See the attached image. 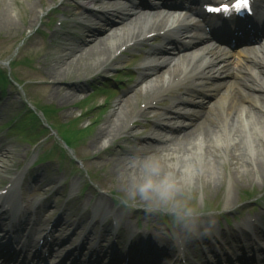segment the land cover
Here are the masks:
<instances>
[{
  "label": "rangeland",
  "instance_id": "1",
  "mask_svg": "<svg viewBox=\"0 0 264 264\" xmlns=\"http://www.w3.org/2000/svg\"><path fill=\"white\" fill-rule=\"evenodd\" d=\"M89 1L91 0H0V185L6 180L7 175L13 172L14 166H18L19 161L23 162L21 165L23 168L38 155L46 160L44 156L51 149L55 153H62L55 147V138L42 130L43 125L38 118L40 115L41 120L44 119L42 110L57 124L62 123V129L65 127L73 131L74 127L77 128L75 135L78 136L74 138L79 145L75 151L77 158L84 159L87 162L86 167L101 176L102 187L113 189L122 196L126 195L135 201L134 204L141 206L140 209L135 210L134 207L131 209L123 204L115 205L109 198H101L97 188L89 186L84 179L86 174L79 164L71 163L67 157L62 159L58 154L57 156L51 154V162H47L48 158L43 163L48 167L45 179L51 180L53 186V181L64 179L65 173L66 177L71 179V184H75V193L82 194L71 197L67 192L61 194L57 191L56 194L41 201V205L54 216L62 214L65 220L54 230V233L59 239L61 234L68 235L69 241H74V245L79 244L81 238L77 235L76 229H83L92 233L89 246L93 237L105 235L107 231L106 237L101 240V244L105 245L104 250H111L112 242L116 241L118 251L125 252L124 245H128L129 240L135 245L134 248L144 242L143 245L151 249L153 243L150 241L153 240L149 238L150 234L144 237L138 235V232L143 230L140 226L149 224V227H161L154 229L157 235L154 234L153 237L161 242L160 237L172 235L179 229L192 232L190 226L193 221H197L198 226L206 223L203 217L208 213L197 215L193 211L191 213L189 208L201 210L205 204L211 202L230 207L234 201L239 200L243 192L262 195L264 165L260 166V172L252 171L250 166L245 170L246 167L241 161L246 159L250 150L246 142L248 136L245 133L249 130V121L244 117L237 121V124L245 131V137L239 139V142L243 140V143H238L237 150L233 152L237 157L231 159L229 169L216 167L215 160L209 155L212 164L214 163L218 173H221L220 178L202 176L190 190L183 191L166 204L141 199L136 193L137 183L133 179L138 175L140 177L143 160L153 152H148L145 157L138 156L133 169L125 166L126 163L121 162V157L140 146L153 143L152 132L155 129L180 135L190 127L180 122L195 119L184 115L186 112L182 109H206L207 103L211 101L208 99L199 103L192 102L188 98L178 99L187 94L182 86L175 87L169 95L160 97L155 105L148 108L147 116L141 117V120L133 126L129 125L130 119L124 118L130 133L117 132L114 138L111 135L99 140L98 146L103 142L105 145L102 152L98 147L91 146L102 128L111 123L110 120L115 119V110L121 103L124 104L130 99L131 110L138 109L139 105L144 104H139L141 98L155 93L156 89H153V85L156 83L157 86L163 81L144 79L140 69L145 58L153 55L148 54L149 50H157L155 46L162 43L159 38L129 47L122 54H118L121 51L118 50L120 45L108 53L107 64H103L104 59L96 61L99 58L97 54L99 49L105 43L110 44L112 40L107 37L112 33L111 27L119 26L117 31L124 34L129 32L131 26H122V21L116 12L114 14L116 16H107L113 6H122L123 3L113 0L109 3H103V0L88 3ZM88 5L94 9V12L87 13L84 7ZM137 26L140 29L142 21L138 22ZM117 56L119 58H116ZM165 68L166 66H163L160 69ZM167 76L168 73L163 75L164 80ZM109 88L113 90H108ZM173 106L180 108L181 112H175ZM35 110L38 114L30 115V112ZM123 123L121 122L117 128ZM21 133H26L29 137L36 136L37 142L32 144L26 142L20 136ZM192 133L175 142L187 140L197 134V132ZM234 140L238 141V139ZM254 141L257 144V140ZM58 143L61 144L60 141ZM10 147L11 151H9ZM257 148L262 149L260 145ZM228 154L224 152L220 163L224 164L228 161ZM26 155L27 159H25ZM37 176L41 177L42 174L33 172L29 177L34 179ZM66 200L69 202L66 203ZM106 207L109 209L107 216L102 218L98 215L93 222H90L94 209H96L95 213L97 210L103 212ZM249 207V202H245L240 210L245 213ZM240 210L236 208L233 213L238 214ZM112 215L119 223L118 228L109 222ZM230 223V218L227 216L216 227L224 229L225 226H230ZM76 226L78 227L75 229ZM145 227L147 229V226ZM128 231H135L134 236ZM237 233L233 231L230 237L235 235L237 238ZM205 238L201 232V236L196 237V242L210 246ZM182 240L185 242L191 240L190 245H193L192 238L184 237ZM168 241L164 242L170 244L173 249V242L168 243ZM85 242L88 245V240ZM256 244L263 245L264 242ZM241 246L242 244L236 243L229 244L223 249L205 247L203 249L210 251L207 254L211 258H219L241 252ZM161 251L166 252L163 249ZM203 258H206V254Z\"/></svg>",
  "mask_w": 264,
  "mask_h": 264
},
{
  "label": "bare ground",
  "instance_id": "2",
  "mask_svg": "<svg viewBox=\"0 0 264 264\" xmlns=\"http://www.w3.org/2000/svg\"><path fill=\"white\" fill-rule=\"evenodd\" d=\"M94 1L97 0H91L90 2ZM141 3H143V1ZM86 10L88 11L87 13H92L94 11L92 10V8L88 7L86 8ZM110 10L118 12V6H113ZM125 11V20L122 25L131 26V28L128 29L129 32L120 34V32H118L119 27L112 28V33L107 35V37L112 40L110 44L105 43V45L101 47V49H99L97 53L99 54V58H97L96 61L104 59L103 64H107L109 58L108 53L111 51V49H113L114 51L115 48H118L120 45L130 46L133 41L134 44L142 43L144 42L143 40H147L152 34L160 36L162 35L165 39H169L168 46L160 49L163 54H160L161 56H159V59L153 58L155 56H151V58L148 57L145 60L142 68V73L145 77H148L152 73L153 77H148L150 78V80L154 79L157 82L163 81V83H158L157 86L156 83L153 85V89H159L157 95L165 94L167 88L174 86H186L187 88L189 87L188 89H190V91L188 99L193 101H195L198 90H208V88H211L214 91H217L219 94L215 95L217 99L213 102V104H208L207 113H198L196 109L188 110L189 113H186V115L190 116L192 113H195L200 116V119L196 123L186 122V126H192L188 128L185 133L183 132L181 136H169L167 134H164L163 132H155L156 140L161 143L138 147L135 152L126 153L123 157H121V162L126 163L125 166H129L131 167V169H133L137 162L138 156L145 157L147 156L148 152H155L163 145L183 138L187 135L189 136V134H193L192 132H205V134L207 135H209L210 133L226 132L233 139H238L236 144L234 143V145L225 150L229 153L228 161L224 164L220 163L221 155H217L215 149H210L209 155H211L212 159L215 160L216 167L220 166L224 167L226 170L229 169V162L231 161V159L237 157L235 154H233V152L237 150L239 145L238 143H243V140L239 142V139L245 137L244 131L239 128V124L235 122L240 120L239 117L237 118L235 116V111L241 104V102H248L249 105L254 107L252 111L253 115L250 114L251 109L249 108L248 113L246 112L245 114V117L250 118L251 116H254L255 124L258 123L264 125L262 123L264 121V51L262 52L263 58L259 61L257 60L254 63V67L249 65L248 63L239 64L236 66L235 73L233 72V66L228 64L227 57H223L218 53H213V56L215 57V59H223V64L221 66H216L212 62H208L205 66H202L204 64L203 60L197 59L195 57V54L186 56L188 59L183 58L182 60H180L179 57V59H176L178 50L175 47V42L179 40L188 42L187 37H185L186 35H184L189 30L187 25L181 24L177 28H174V30L171 29L170 31L163 32V29L161 27L166 21L165 18H158L157 20H155V22L147 24L148 21L141 10V6H134L130 9L126 8ZM162 12L164 11H157L155 14L160 15ZM120 15L124 16L122 14ZM141 21L142 27L138 29L139 26H137V24L138 22L141 23ZM163 66L167 67L164 70L158 69ZM255 68L258 69V72L255 70ZM165 73H168L166 80H164L163 78V75ZM243 87H247L249 90L255 91L256 93L245 91V88ZM191 90L194 91L193 94ZM155 97L156 96H153L150 99L145 97V99L147 98V104L154 103ZM141 99H144V97H142ZM132 112L133 111L131 110L130 99L126 100L124 104L121 103L118 109L115 110V119L110 120L111 123L102 128L98 137L92 142L91 146L98 147L99 151L103 150V147L105 146L104 142L103 144L98 146L99 140L106 139L111 135L114 138L117 132L126 130L127 126L125 125L124 118L125 120H127L131 119V117H136L134 115V112ZM144 112L145 110L142 113ZM121 122L124 123L119 128H117ZM249 132L251 131H248L247 134H249ZM251 133L252 142L249 154L247 155L246 159L241 161L246 167L245 170L250 166L252 171L255 170L260 172V166L264 165V135H257L255 132ZM247 134L246 136H248ZM255 139L257 140V144L254 141ZM259 145L262 147V149L257 148V146ZM243 152L245 151L243 150ZM220 175L221 173H218V170L215 168V164L213 163L211 168L206 171L203 176L214 179L220 178ZM139 178L140 177L138 175L135 179H133V181L138 183ZM244 236L246 235L244 234ZM259 259H261V257H259L253 264H260L263 262Z\"/></svg>",
  "mask_w": 264,
  "mask_h": 264
},
{
  "label": "clouds",
  "instance_id": "3",
  "mask_svg": "<svg viewBox=\"0 0 264 264\" xmlns=\"http://www.w3.org/2000/svg\"><path fill=\"white\" fill-rule=\"evenodd\" d=\"M247 128V125H246ZM252 132L264 135V125L255 124ZM251 132L246 142L251 147ZM236 141L226 132L197 133L181 142H170L149 154L142 163L136 193L141 199L161 204L173 201L183 191L190 190L199 177L212 166L209 150L223 155Z\"/></svg>",
  "mask_w": 264,
  "mask_h": 264
},
{
  "label": "snow or ice",
  "instance_id": "4",
  "mask_svg": "<svg viewBox=\"0 0 264 264\" xmlns=\"http://www.w3.org/2000/svg\"><path fill=\"white\" fill-rule=\"evenodd\" d=\"M252 0H212L205 5V11L209 13L222 14L225 17L233 13L251 12Z\"/></svg>",
  "mask_w": 264,
  "mask_h": 264
}]
</instances>
